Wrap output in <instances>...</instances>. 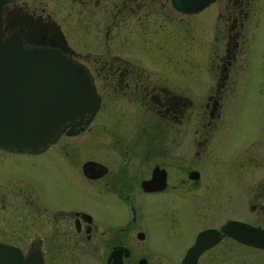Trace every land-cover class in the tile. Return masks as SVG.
<instances>
[{"label":"flooded vegetation","instance_id":"obj_1","mask_svg":"<svg viewBox=\"0 0 264 264\" xmlns=\"http://www.w3.org/2000/svg\"><path fill=\"white\" fill-rule=\"evenodd\" d=\"M13 2L2 11L4 33L22 28L26 46L57 49L83 64L100 96V105L87 124L67 122L43 151L0 147V238L3 227L13 231L14 219L19 222L21 215H26L28 226L22 233V238L28 239L26 246L6 244L20 248L25 257L40 258L41 264H76L81 255L88 258L87 264H157L153 252L136 246L146 239L141 220L145 201L150 199L146 216L150 215L155 229L163 235L177 223L180 213L160 202L168 212L160 221L153 215L156 193L187 201L185 210L203 220L192 226L179 255L160 264H254L251 260L255 257L264 259V248L236 238L248 235V230H236L235 236L222 231L229 222L264 231V147L250 150L248 141L228 146L227 134L218 135L221 140L211 144L212 133L224 121L220 117L227 81L241 72L242 42L249 31V39L254 41L260 33L263 15L258 0H215L210 4L217 13L211 30L196 17L203 9L183 13L171 0L73 1L78 14L87 19L82 26L104 31L105 50L96 57L84 54L87 61L67 48L59 37V26L49 15L42 19L35 11H24L23 16ZM253 3L257 5L252 7ZM223 20L224 30L219 29ZM204 30L209 33L210 69L215 70L217 80L201 103L192 100L189 78L182 72L140 69L143 61L135 54L136 37L154 39L155 45L169 49L170 56L179 48L188 56L185 45L194 38L190 32ZM115 31H121V36L114 37ZM222 38L223 43L217 42ZM115 45L121 47L116 54ZM205 50V45L198 49L203 58ZM249 55L250 46L245 58ZM79 138H85V157ZM209 150L214 151L213 157L207 154ZM78 155L84 158L79 160ZM207 161L218 165L213 184L205 182ZM85 163H89L86 173ZM31 169L37 175L38 169L44 174L29 175L27 170ZM40 177L52 180L55 190L46 191ZM79 182L83 193L77 188ZM153 184L159 189L153 190ZM61 185L69 192L64 198L58 189ZM80 193L97 203L109 219L105 221L102 214L75 203L74 196ZM206 230L216 235L204 239L206 247L195 257H187L197 236ZM131 239L136 244L132 245Z\"/></svg>","mask_w":264,"mask_h":264},{"label":"rangeland","instance_id":"obj_2","mask_svg":"<svg viewBox=\"0 0 264 264\" xmlns=\"http://www.w3.org/2000/svg\"><path fill=\"white\" fill-rule=\"evenodd\" d=\"M76 0H14V5L19 7V13L24 16V11L27 14H32L35 11L34 15L37 16L41 14V18H45L47 15L59 26L61 33L65 38V43L69 50L77 53L82 61H87L84 58V54H87L90 57H96L102 54L105 50L104 46V31L103 30H87L81 23H84L87 19L85 15L78 14L77 5H72V2ZM257 4H251L252 7ZM77 9V12L74 8ZM213 5H210L199 12L196 17L197 19L204 20L205 26L212 29V24L216 18V11L212 8ZM251 7V8H252ZM260 13H262L263 18L261 21L260 33L258 38L250 40L251 36L250 31L247 34L246 40L242 42L244 46V53L242 54V67L241 72L236 74L233 78H229L226 84V88L223 91V105H222V115L220 119L224 121L219 123V130L212 133L215 136L211 138V144L220 139L221 136L227 134L228 146L234 144H241L244 141H248L252 146L250 150L254 151L262 150L264 147V0H258V6ZM21 11V12H20ZM224 21H221L219 24V29L224 30ZM93 32V33H92ZM118 32V31H115ZM202 31L190 32L191 35H194L192 41L189 44H186L185 47L189 50V55H184V52L181 48L174 53L173 56L169 55V49H162L159 45H155L154 39L146 38V41H142L143 36L136 37L134 43L136 45L135 54L139 55L140 60L143 62L140 65L141 70L147 71H172L173 73H181L182 75L188 76V83L190 88V94L192 100L195 102L201 103L209 93V89L215 86L216 77L214 69H210V64H212L209 59V47L211 41L208 38V32L204 30L203 35ZM220 33V32H219ZM122 32L114 34V37H120ZM219 37V34H218ZM113 38V37H112ZM160 39L158 35L157 40ZM224 38L219 43H223ZM205 43V44H204ZM205 45L206 56L203 58L201 52L198 53L200 46ZM250 46V55L245 58L246 48ZM113 53H118L121 47L119 45L114 46ZM138 57V56H137ZM248 58V60H247ZM153 60V61H150ZM241 62V58L240 61ZM244 62L246 66H244ZM88 65H91L90 62H86ZM248 64V66H247ZM214 70V71H213ZM213 71V73H212ZM248 71V75L244 78V72ZM232 76V75H231ZM229 125V128L226 130V127ZM86 133L82 134V137H85ZM218 135L220 137H218ZM78 139V138H77ZM83 142H79L81 145V153H84L85 157V138H79ZM99 152V151H98ZM79 153V154H81ZM208 155L211 157L214 156V151H208ZM207 155V156H208ZM83 155H78L79 160H82ZM209 157V156H208ZM240 157V155H239ZM207 158V157H206ZM210 158V157H209ZM23 159V158H22ZM255 160V158H254ZM257 160H260V157H257ZM209 161V160H208ZM206 162V165L203 167L204 174L206 176L205 182L213 184L215 183V177L219 172L218 165L213 162ZM1 166H5L4 162ZM33 170H27L29 175L35 174ZM38 175H43V170H37ZM37 175V176H38ZM39 177V176H38ZM40 182L42 183L46 191H54V184L49 178L40 177ZM83 193V189L80 185L77 187ZM58 189L62 197L69 192L66 191V186H58ZM76 194L74 196L75 203L83 205L88 208H92L96 215L102 214L104 220L107 221L109 218L105 214L98 210L97 203L90 202L85 195ZM69 199H72L70 196ZM73 200V199H72ZM166 202L171 208L179 210L180 215L178 216V221L176 224L170 226L168 233L163 235L162 232H159L155 229L156 222L153 223L150 221L149 216H146V213L149 211L150 199L147 198L145 203V209H143L144 217L141 219L143 228L146 230V239L142 242L136 244L134 239H131L132 245L135 243L138 246V249H145L148 252H153L157 256V264H160L159 261L164 263H169L179 255V248L185 242L189 232L192 231V226L200 225L203 223V220L199 218L196 213L186 211L187 201L183 199L176 198H166L161 194H153V215L158 216L161 220V216L165 217L163 205L159 204L160 202ZM152 209V207H151ZM215 212H219L217 209ZM240 214L245 215L244 212L240 210ZM188 219V221L186 219ZM185 220L187 221L185 223ZM28 217L26 215H21L19 222L14 219L13 231L8 228L4 231L3 237L0 238V242L11 243L18 246H26L28 243L27 238H22V233L26 230L28 226ZM26 227V228H25ZM163 232L164 228L161 229ZM88 258L85 255H81L76 259V264H87ZM251 262L254 264H264V259L257 257L253 258Z\"/></svg>","mask_w":264,"mask_h":264},{"label":"water","instance_id":"obj_3","mask_svg":"<svg viewBox=\"0 0 264 264\" xmlns=\"http://www.w3.org/2000/svg\"><path fill=\"white\" fill-rule=\"evenodd\" d=\"M13 0H0V147L17 152H39L61 134L67 122L87 124L97 112L100 96L87 68L52 48L29 47L22 28L4 34L3 7ZM215 0H171L183 13H197ZM59 37L65 39L61 31ZM86 119V120H85ZM72 133V132H68ZM89 163L83 165L87 172ZM156 188L153 184V190ZM246 236L236 238L264 248V231L239 222H229L222 231ZM216 235L202 231L187 257L206 247L203 241ZM0 264H41L38 257L24 256L20 248L0 242Z\"/></svg>","mask_w":264,"mask_h":264}]
</instances>
